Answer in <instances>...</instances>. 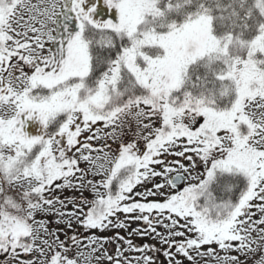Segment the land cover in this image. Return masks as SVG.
I'll list each match as a JSON object with an SVG mask.
<instances>
[{
	"label": "snow or ice",
	"instance_id": "1",
	"mask_svg": "<svg viewBox=\"0 0 264 264\" xmlns=\"http://www.w3.org/2000/svg\"><path fill=\"white\" fill-rule=\"evenodd\" d=\"M129 220L264 264V0H0V264L99 262Z\"/></svg>",
	"mask_w": 264,
	"mask_h": 264
},
{
	"label": "rangeland",
	"instance_id": "2",
	"mask_svg": "<svg viewBox=\"0 0 264 264\" xmlns=\"http://www.w3.org/2000/svg\"><path fill=\"white\" fill-rule=\"evenodd\" d=\"M142 190V189H141ZM62 195H64V196H72V195H78L77 193H73V192H71V191H65ZM85 195H87V193H85ZM69 207H71L70 205H69ZM55 217H50L49 218V221H53L54 223H55ZM136 224L137 226L135 227V231H130V230H124V229H120V233H123V235L125 236V237H128L129 239H131V240H139V241H141V240H143L142 238H140V237H138V232H142L145 228H146V225H144V223L142 222V221H135V222H133V223H131V224ZM55 225L57 226V227H59V228H63V229H68L65 225H63V224H61V225H57L56 223H55ZM73 227H79V225H75L74 224V226ZM115 231H117V229H111V230H109V231H105V232H99V234H100V236H107V237H111L112 235H114L113 233L115 232ZM161 231H163V229L161 230ZM129 233H131V235L129 234ZM149 238H147V239H149L150 241L149 242H151L152 244H154V245H156V246H158L159 244H162L160 241H159V239H154L152 236H148ZM113 238V242L112 243H104L103 244V247L102 248H100V250L95 254V255H98V256H101V260L99 261V262H97V261H95L93 264H108V262L106 263V261L107 260H104V257H103V252L105 251V249L108 251V252H110L111 254H113V253H116V247L117 246H120V247H122V248H126L127 247V245L126 244H124L123 243V241H120L119 239H117L116 238V236H113L112 237ZM129 253V255L131 254V255H140V253H133V252H128ZM233 255L234 254H237V253H235V252H233L232 253ZM241 259L242 260H244L245 259V257H243V256H241ZM201 264H202V262H201Z\"/></svg>",
	"mask_w": 264,
	"mask_h": 264
},
{
	"label": "trees",
	"instance_id": "3",
	"mask_svg": "<svg viewBox=\"0 0 264 264\" xmlns=\"http://www.w3.org/2000/svg\"><path fill=\"white\" fill-rule=\"evenodd\" d=\"M121 219H123V215H121ZM135 222V220H129V221H126V224L128 225V227L124 230H130L131 232L135 229V227L137 226L135 223L134 224H131ZM139 222V221H138ZM50 225L52 227L53 230H55L57 228V226L55 225V223L53 221H50ZM158 230H162V229H158ZM95 231V230H93ZM65 232H67L69 235H75V234H79L81 238H83L84 236L86 235H91L92 233L91 232H88L86 230H83V229H80V227H73L72 229H64V232H61L60 233V236H61V239H64V234ZM119 233L121 236H124L123 233H120V229H117V231H115L110 238H111V243L113 242V236H116L115 234L116 233ZM97 235H100L99 232H96ZM149 235H139L138 234V237L142 238L143 240L139 241V240H132L134 245L136 246H139V247H142L144 244H149V245H152L154 246V248L156 249V251L152 252L151 255L153 257V264H168V257H165L164 256V251L167 250V246L166 245H163V244H159L158 246L152 244L151 242H149L150 240L147 239L149 238L148 237ZM125 237V236H124ZM127 239H129L128 237H125ZM86 242V241H85ZM133 253H136V252H133ZM138 254V253H137ZM113 256L116 255V253H113L112 254ZM125 255L129 256V257H133L135 255H129V253H125ZM234 255H237V254H234ZM98 256V255H96ZM180 257H177V259H179ZM104 260H107L106 258H104ZM95 262V260L93 261V263ZM108 261H106L107 263Z\"/></svg>",
	"mask_w": 264,
	"mask_h": 264
},
{
	"label": "water",
	"instance_id": "4",
	"mask_svg": "<svg viewBox=\"0 0 264 264\" xmlns=\"http://www.w3.org/2000/svg\"><path fill=\"white\" fill-rule=\"evenodd\" d=\"M28 257H24L23 259H27Z\"/></svg>",
	"mask_w": 264,
	"mask_h": 264
},
{
	"label": "flooded vegetation",
	"instance_id": "5",
	"mask_svg": "<svg viewBox=\"0 0 264 264\" xmlns=\"http://www.w3.org/2000/svg\"><path fill=\"white\" fill-rule=\"evenodd\" d=\"M24 257L22 256L21 259H23Z\"/></svg>",
	"mask_w": 264,
	"mask_h": 264
}]
</instances>
